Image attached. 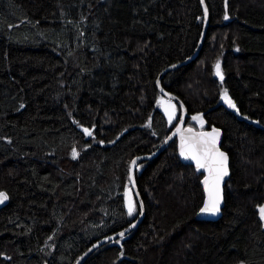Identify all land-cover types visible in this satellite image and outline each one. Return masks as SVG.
<instances>
[{
    "label": "trees",
    "instance_id": "16d2710c",
    "mask_svg": "<svg viewBox=\"0 0 264 264\" xmlns=\"http://www.w3.org/2000/svg\"><path fill=\"white\" fill-rule=\"evenodd\" d=\"M204 3L197 58L161 84L204 117L186 126L223 131L220 218L196 219L204 175L173 140L136 166L141 224L84 264H264V0ZM203 26L200 0H0V264H74L138 217L130 163L180 117L167 123L156 78L194 52Z\"/></svg>",
    "mask_w": 264,
    "mask_h": 264
},
{
    "label": "water",
    "instance_id": "95a60500",
    "mask_svg": "<svg viewBox=\"0 0 264 264\" xmlns=\"http://www.w3.org/2000/svg\"><path fill=\"white\" fill-rule=\"evenodd\" d=\"M200 3L202 5L203 11H204V26H203V29H202L201 36L199 38V42L197 44V47L195 48L194 52L188 58H186L185 60L180 61L178 63H174V64L169 65L166 68H164L158 74V76L156 78V81H155L156 88H157L159 94L162 96V99H163V104H162L161 110H162V113H163L167 123L170 125L171 122L173 120H175L178 109L180 110L179 121H178L177 125L173 128L171 133L166 137V139L161 143V145L155 151H153L150 154L137 155L133 159V160H136V165L132 166L131 169H130V166H129L128 178H129L130 170H131V174H132V181L131 182L129 181V185H130V189H131V193H132L133 199L135 200V202H136V204H137V206L139 208L138 217L136 219H134L130 224H128L127 226L123 227L122 229H120V230H118V231H116L114 233H111L109 235L103 236V237L95 240L94 242H92L84 250V252L81 253V255L77 258V260L75 261L74 264H84L88 260V258L95 251H97L99 248H101L102 246H104L105 244H107V243H109L111 241H114V240H116L118 238H121L119 236V233L123 232L124 236H126V235L130 234L131 232H133L141 224V222L143 220V217H144V214H145V207H144L141 195H140V193L138 191V188L136 186V180H135V169H136V166L139 165L142 162L155 159L157 156H159L166 149V147L173 140L176 141L177 154H178V157L181 160V162L184 163L185 165L192 166L197 173L204 175L202 180H201V186H202V189H203V192H204V200L206 198L205 186L202 183V181L204 180V177H205V175H207V173L203 169L198 171L197 168H196V164H195V162L193 160L184 159L180 155V150H181L180 149V144H181V136H184L185 138H187V137L192 136L193 134L198 135L201 132H211L212 129L199 132V131H196V130L191 128L192 132L191 133L187 132L186 129H188L190 127H186L185 125H186V120L190 116L188 114V111H187L185 105L183 104L181 99L176 94L166 91L162 87V84H161V81H162L163 77L166 74H168L172 70H176V69H178V68H180L182 66H186V65L190 64L191 62H193L197 58V56H198V54H199V52H200V50L202 48V44H203V40H204V36H205V33H206L207 24H208V10H207V7H206V5L204 3V0H203V3L200 0ZM226 13H227V7H225V14ZM227 15H228V13H227ZM224 17H225V15H224ZM223 19H224L225 23L231 21V19L229 17H228L227 20L225 18H223ZM218 79H220V78L218 77ZM170 105H171V107H170ZM181 105L183 107H181ZM165 109H167L173 116V119L171 120V122L169 121L168 115H166ZM177 129H179V131H177ZM215 129H217L218 132H219V138H218V141H217V147L220 149V145H221V142H222L223 135H222V132H221L220 129H218V128H215ZM220 151H222V150L220 149ZM222 152H224V151H222ZM227 157H228V155H227ZM130 165H131V163H130ZM227 166H228V175L224 177L223 181L221 182V186H220V188H221V203H220L219 212L216 215H210V214H202V213H200V210H199L198 213L196 214V219L197 220L205 221V222H215V221H217L220 218L221 209H222L223 204H224L223 188H224V185H225V181H226V179L228 178V176L230 174L229 157H228V161H227ZM133 184H134V187H133ZM6 202H7V199L4 200L2 203H0V207L5 205ZM141 204L143 205L142 212H141V209H140V205ZM203 204H204V202H203ZM202 207H203V205H202Z\"/></svg>",
    "mask_w": 264,
    "mask_h": 264
},
{
    "label": "snow or ice",
    "instance_id": "6c2138e0",
    "mask_svg": "<svg viewBox=\"0 0 264 264\" xmlns=\"http://www.w3.org/2000/svg\"><path fill=\"white\" fill-rule=\"evenodd\" d=\"M203 3V0H201ZM226 20L228 19L227 13L224 17ZM215 73L223 81V74L221 71V66L219 60H217L214 65ZM221 99L225 101L229 105V107L235 109L236 104L231 100L228 95L227 90L225 89L222 92ZM171 107V105H170ZM181 107H183L181 105ZM166 115H168L169 121L173 119L172 114L165 109ZM192 119L194 121L200 122V126L203 127V121L200 116H193ZM150 126V125H146ZM86 136H92V132L88 128L83 129ZM179 131V129H177ZM187 132L191 133L192 129H186ZM219 138V132L217 129L213 128L211 132H201L198 135L193 134L190 137L185 138L181 136V144H180V155L184 159H191L195 162L197 170L203 169L207 175H205L202 183L205 186L206 198L204 200L203 207L200 209V213L202 214H210L216 215L220 210L221 203V182L224 177L228 175V166L227 155L220 151L217 147V141ZM78 153L75 149H73V158H76ZM136 165V160H133L130 165V169L132 166ZM129 181H132L131 170L129 173ZM134 187V184H133ZM126 198V207L128 211V215L132 216L136 212V206L129 198L128 191L125 192ZM7 199V195L4 192H0V203ZM140 209L142 212L143 205H140ZM260 219L264 220V206H260L258 208ZM121 238L124 237V233H119Z\"/></svg>",
    "mask_w": 264,
    "mask_h": 264
},
{
    "label": "flooded vegetation",
    "instance_id": "af4514ba",
    "mask_svg": "<svg viewBox=\"0 0 264 264\" xmlns=\"http://www.w3.org/2000/svg\"><path fill=\"white\" fill-rule=\"evenodd\" d=\"M193 116H195V115H193V114H191L190 115V118L192 119V117ZM203 119H204V117H202ZM178 123V122H177ZM186 126V125H185ZM186 127H189V126H186ZM191 128V127H190ZM213 128H218V129H220L221 130V132H222V135H223V131H222V129L220 128V127H217V126H215V125H211V128L210 129H203V130H199V132H201V131H205V130H211V129H213ZM193 129V128H192ZM197 131V130H196Z\"/></svg>",
    "mask_w": 264,
    "mask_h": 264
},
{
    "label": "rangeland",
    "instance_id": "374dc122",
    "mask_svg": "<svg viewBox=\"0 0 264 264\" xmlns=\"http://www.w3.org/2000/svg\"><path fill=\"white\" fill-rule=\"evenodd\" d=\"M197 123H200V122L197 121ZM198 131H199V130H198Z\"/></svg>",
    "mask_w": 264,
    "mask_h": 264
}]
</instances>
